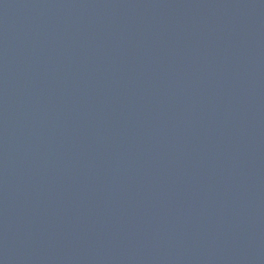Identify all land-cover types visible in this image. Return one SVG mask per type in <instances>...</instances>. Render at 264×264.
I'll use <instances>...</instances> for the list:
<instances>
[{"label": "water", "instance_id": "95a60500", "mask_svg": "<svg viewBox=\"0 0 264 264\" xmlns=\"http://www.w3.org/2000/svg\"><path fill=\"white\" fill-rule=\"evenodd\" d=\"M0 264H264V0H0Z\"/></svg>", "mask_w": 264, "mask_h": 264}]
</instances>
